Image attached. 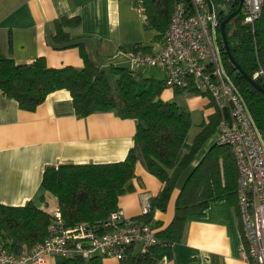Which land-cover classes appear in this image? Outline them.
Instances as JSON below:
<instances>
[{
  "label": "trees",
  "instance_id": "1",
  "mask_svg": "<svg viewBox=\"0 0 264 264\" xmlns=\"http://www.w3.org/2000/svg\"><path fill=\"white\" fill-rule=\"evenodd\" d=\"M176 1L136 0L142 6L145 28L157 32L156 41L168 29ZM238 4L239 0H229L227 13L217 9L219 21L234 11ZM79 23L77 16L57 19L54 42L62 44V47L68 46L71 38L65 28ZM225 32L229 51L245 72L252 77L259 68L264 70V11L253 28L242 24L238 14L225 24ZM219 42L224 69L242 96L256 127L264 132V93L255 89L235 68L221 37ZM75 45L79 47L84 62L81 68L70 65L49 67L43 56L29 63H16L0 53V90L24 110L32 111L51 92L66 89L71 95L75 113L80 117L116 110L119 115L136 120L135 146L123 160L62 163L45 168L41 190L56 198V207L65 224L72 226L80 221L93 222L107 217L117 208L118 197L133 190L131 180L137 161L163 185L152 199L150 210L137 219L151 222L153 211H165L173 190L181 180L182 185L175 198L171 222L156 230L157 242L145 253L129 247L120 264H155L163 257L170 258L172 244L183 238L188 218L203 215L212 200H225L238 217V171L229 146L217 138V142L209 144L201 159L192 165L216 132L219 114L215 111L208 115L189 141L191 113L175 100L161 98L165 89L163 79L144 76L136 68L127 66L99 68L87 56L81 42ZM130 51L151 53L152 48L135 45ZM255 80L264 86V76ZM174 92L179 95L186 91L174 89ZM51 215L31 201L24 205L0 203V237L4 247L18 254L41 241L47 234ZM61 264H99V258L73 255Z\"/></svg>",
  "mask_w": 264,
  "mask_h": 264
},
{
  "label": "crops",
  "instance_id": "2",
  "mask_svg": "<svg viewBox=\"0 0 264 264\" xmlns=\"http://www.w3.org/2000/svg\"><path fill=\"white\" fill-rule=\"evenodd\" d=\"M63 16L80 18L77 26L65 28L71 38V45L65 47L53 39L56 20ZM156 35L154 29L145 28L142 6L136 0H0V53L16 63L43 56L49 67L81 68L84 62L75 45L81 42L97 67H131L130 48L150 46L153 52L158 49ZM167 90L161 98L175 100L190 113L201 105H212L198 97H185L186 92L175 95L174 89ZM213 112L214 108L202 112L206 118L198 124ZM135 133L136 120L116 110L78 116L66 89L51 92L32 111L20 108L0 90V203L24 205L31 201L52 213L57 200L40 186L46 167L123 160L135 146ZM207 148L197 154L192 165ZM131 181L133 190L118 197L117 207L127 216L138 218L150 210L152 199L163 185L140 161L135 164ZM181 185L182 180L165 211H153L150 223L157 231L171 222ZM239 224L231 205L225 200H212L203 215L188 218L183 238L172 244L171 257L155 264H251L241 250ZM63 260L55 257L45 264H61ZM99 264H120V260L105 257Z\"/></svg>",
  "mask_w": 264,
  "mask_h": 264
},
{
  "label": "built area",
  "instance_id": "3",
  "mask_svg": "<svg viewBox=\"0 0 264 264\" xmlns=\"http://www.w3.org/2000/svg\"><path fill=\"white\" fill-rule=\"evenodd\" d=\"M212 5L210 12L207 0H177L158 49L129 51L128 56L132 68H160L165 88L208 95L219 114L218 140L229 146L237 165L241 250L251 264H264V132L256 127L224 69L220 21ZM262 11L264 0H242L241 23L253 28ZM258 76H264L262 68L252 75L254 79ZM51 214L46 236L18 254L7 250L0 237V264H45L51 258L73 255L121 260L129 247L145 253L157 242L150 222L127 216L119 207L104 219L72 226L65 224L57 207Z\"/></svg>",
  "mask_w": 264,
  "mask_h": 264
},
{
  "label": "rangeland",
  "instance_id": "4",
  "mask_svg": "<svg viewBox=\"0 0 264 264\" xmlns=\"http://www.w3.org/2000/svg\"><path fill=\"white\" fill-rule=\"evenodd\" d=\"M228 2L229 0H213V3L215 4V6L217 7V9L219 11H223L224 13L228 12ZM137 72L142 73L144 76L147 77H154L156 79H161L162 76L164 75V72L158 68V67H149V66H142V67H137L136 68ZM169 91L170 88H167ZM189 93V94H188ZM185 97H198L200 99H202V101H210L208 98V95L205 94H200V93H192V92H186V94L184 93ZM213 106L211 105H206V106H199V108H197V110L192 111V120H193V124L192 127L190 128L189 132H188V140H192V138L195 136V134L198 132V128L200 127L198 124V121H200L201 119H205L206 115H202V112H204V114L211 112L212 111ZM217 140V133L215 132L214 135L207 141L205 146H209V144H213Z\"/></svg>",
  "mask_w": 264,
  "mask_h": 264
},
{
  "label": "water",
  "instance_id": "5",
  "mask_svg": "<svg viewBox=\"0 0 264 264\" xmlns=\"http://www.w3.org/2000/svg\"><path fill=\"white\" fill-rule=\"evenodd\" d=\"M207 4L209 7V11L212 12L213 10V5L211 0H207ZM242 0H239L238 7L230 12L226 17H224L220 22H219V32L220 36L222 38L225 51L229 57V60L232 62V64L235 66V68L243 75V77L257 90L260 92L264 93V86L260 85L253 77H251L247 72H245L241 66L237 63V61L234 59V57L231 55L227 43V37H226V32H225V24L233 17L237 16L240 12Z\"/></svg>",
  "mask_w": 264,
  "mask_h": 264
}]
</instances>
